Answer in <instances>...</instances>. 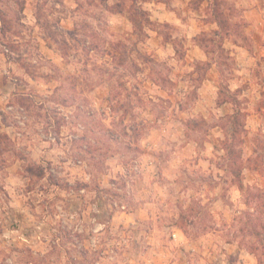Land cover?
<instances>
[{"label":"rangeland","instance_id":"rangeland-1","mask_svg":"<svg viewBox=\"0 0 264 264\" xmlns=\"http://www.w3.org/2000/svg\"><path fill=\"white\" fill-rule=\"evenodd\" d=\"M257 189L264 0H0V264H264Z\"/></svg>","mask_w":264,"mask_h":264},{"label":"trees","instance_id":"trees-1","mask_svg":"<svg viewBox=\"0 0 264 264\" xmlns=\"http://www.w3.org/2000/svg\"><path fill=\"white\" fill-rule=\"evenodd\" d=\"M134 21V18H131ZM218 23L223 30H228L227 19L222 16V14L218 18ZM226 21V22H225ZM237 104V103H235ZM242 112L240 110H235L232 114L227 116V125L223 126L226 129L225 139L221 141L222 148L227 152V156L232 163L233 168H231V172L234 174L237 182L239 183V187L242 189L244 187L243 180L241 179L242 175V162H243V149L241 148V144L243 143L242 133L246 131L245 124L241 121ZM250 162V161H249ZM251 194L253 198L259 199L264 198L262 192L260 190H252ZM262 204V201H261ZM193 216L192 208L186 211ZM252 216V229L257 231L258 227L261 225V218L259 215L254 213H249Z\"/></svg>","mask_w":264,"mask_h":264}]
</instances>
